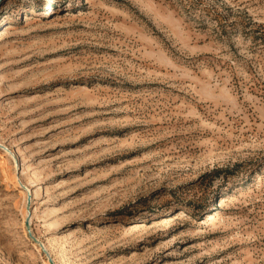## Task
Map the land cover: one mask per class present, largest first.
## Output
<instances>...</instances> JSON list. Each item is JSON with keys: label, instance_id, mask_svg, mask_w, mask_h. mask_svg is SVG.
Masks as SVG:
<instances>
[{"label": "rangeland", "instance_id": "rangeland-1", "mask_svg": "<svg viewBox=\"0 0 264 264\" xmlns=\"http://www.w3.org/2000/svg\"><path fill=\"white\" fill-rule=\"evenodd\" d=\"M0 33V264L48 262L28 217L56 264H264V0H0Z\"/></svg>", "mask_w": 264, "mask_h": 264}, {"label": "water", "instance_id": "water-1", "mask_svg": "<svg viewBox=\"0 0 264 264\" xmlns=\"http://www.w3.org/2000/svg\"><path fill=\"white\" fill-rule=\"evenodd\" d=\"M23 188L28 192V211H29V214H30V208H31V202H32V195H31L30 191L25 186H23ZM26 228L29 231L30 237L34 240V242H36L37 244H39L41 246V248L43 249V253L45 254L48 262L50 264H56L54 258L50 254V252L45 248V246L42 243L39 242V240L36 237H34L32 235V233H31V220H30V217H28V219L26 221Z\"/></svg>", "mask_w": 264, "mask_h": 264}, {"label": "bare ground", "instance_id": "bare-ground-1", "mask_svg": "<svg viewBox=\"0 0 264 264\" xmlns=\"http://www.w3.org/2000/svg\"><path fill=\"white\" fill-rule=\"evenodd\" d=\"M0 36H1V33H0ZM9 181H11V178L9 179ZM26 204H27V197H26ZM26 215H28V208L26 209ZM36 251H37V253H39V254H41V252H42V249H41V247L40 246H36ZM45 264H50L49 262H45Z\"/></svg>", "mask_w": 264, "mask_h": 264}]
</instances>
